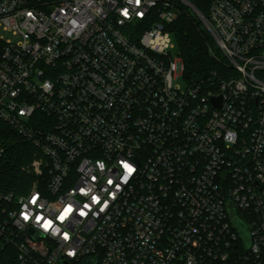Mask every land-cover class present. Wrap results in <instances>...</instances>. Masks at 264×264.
Here are the masks:
<instances>
[{
	"label": "built area",
	"instance_id": "obj_1",
	"mask_svg": "<svg viewBox=\"0 0 264 264\" xmlns=\"http://www.w3.org/2000/svg\"><path fill=\"white\" fill-rule=\"evenodd\" d=\"M184 16L223 58L200 81ZM0 126L34 150L7 191L0 140L17 264H264V0H0Z\"/></svg>",
	"mask_w": 264,
	"mask_h": 264
},
{
	"label": "trees",
	"instance_id": "obj_2",
	"mask_svg": "<svg viewBox=\"0 0 264 264\" xmlns=\"http://www.w3.org/2000/svg\"><path fill=\"white\" fill-rule=\"evenodd\" d=\"M196 6L206 15L201 2L196 1ZM171 31L177 45L178 56L184 66V77L188 81H200L212 71L225 68L212 36L196 17H182L171 26ZM2 128L3 126H0V130H7ZM0 140L8 149L2 166L3 186L7 191L21 192L19 186H23L27 180L21 167L31 162L34 150L31 145L13 133L6 132ZM17 260L18 253L14 246L0 247V264H17Z\"/></svg>",
	"mask_w": 264,
	"mask_h": 264
},
{
	"label": "water",
	"instance_id": "obj_3",
	"mask_svg": "<svg viewBox=\"0 0 264 264\" xmlns=\"http://www.w3.org/2000/svg\"><path fill=\"white\" fill-rule=\"evenodd\" d=\"M238 229H239L241 235L244 237V239L246 241H248V231H247L246 227L241 224V225L238 226ZM84 264H97V261L96 260L87 261Z\"/></svg>",
	"mask_w": 264,
	"mask_h": 264
},
{
	"label": "rangeland",
	"instance_id": "obj_4",
	"mask_svg": "<svg viewBox=\"0 0 264 264\" xmlns=\"http://www.w3.org/2000/svg\"><path fill=\"white\" fill-rule=\"evenodd\" d=\"M175 44H176V42H175ZM216 48H218V47L216 46ZM173 54L175 56H178L177 45H176V48L173 50ZM178 84L181 86L182 89H185L186 88V85H187L184 79H180L179 82H178ZM23 167H25V165L21 167V170H22Z\"/></svg>",
	"mask_w": 264,
	"mask_h": 264
},
{
	"label": "snow or ice",
	"instance_id": "obj_5",
	"mask_svg": "<svg viewBox=\"0 0 264 264\" xmlns=\"http://www.w3.org/2000/svg\"><path fill=\"white\" fill-rule=\"evenodd\" d=\"M137 2H138V0H137ZM127 13L125 12V15H126ZM125 168L129 171V172H131V171H133V169L131 168V167H129L127 164H125ZM69 211H71V209L69 208V209H66V213L67 212H69ZM83 214V213H82Z\"/></svg>",
	"mask_w": 264,
	"mask_h": 264
},
{
	"label": "clouds",
	"instance_id": "obj_6",
	"mask_svg": "<svg viewBox=\"0 0 264 264\" xmlns=\"http://www.w3.org/2000/svg\"><path fill=\"white\" fill-rule=\"evenodd\" d=\"M132 169H133V168H132ZM132 172H133V171H131V172L128 171L129 175H130ZM127 178H128V177H126V179H127Z\"/></svg>",
	"mask_w": 264,
	"mask_h": 264
}]
</instances>
